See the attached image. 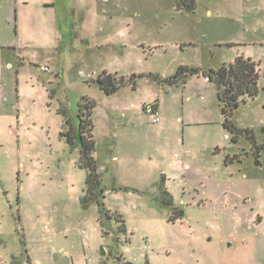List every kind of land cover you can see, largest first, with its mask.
I'll return each mask as SVG.
<instances>
[{"label":"rangeland","instance_id":"1","mask_svg":"<svg viewBox=\"0 0 264 264\" xmlns=\"http://www.w3.org/2000/svg\"><path fill=\"white\" fill-rule=\"evenodd\" d=\"M196 1L182 14L174 0H0V264H264V45L238 43L264 38V11ZM242 52L259 91L232 121L254 140L231 139L201 74L172 87L139 76L109 95L92 82L217 68ZM83 96L104 188L87 207L78 147L60 134ZM154 99L156 123L142 109Z\"/></svg>","mask_w":264,"mask_h":264},{"label":"trees","instance_id":"2","mask_svg":"<svg viewBox=\"0 0 264 264\" xmlns=\"http://www.w3.org/2000/svg\"><path fill=\"white\" fill-rule=\"evenodd\" d=\"M196 3V0H174L176 9L181 12L194 11ZM188 44L192 45V43ZM191 74H201L209 82L215 84L216 98L222 115V126L233 134L231 139L236 141L239 134H245L248 138L254 140L251 129H240L236 127L232 121L234 110L237 108L240 98L243 96L254 97L259 91L257 85L259 77L257 63L250 57H245L243 54L235 56L233 61L228 64L223 63L217 68L180 65L173 74L165 77H159L157 74L153 73L131 74L129 77H124L116 71L112 73L103 70L92 82L105 94L109 95L115 93L126 84H130L132 88H135L136 79L139 76H148L161 85L172 87L179 83L184 84L187 76ZM94 107L95 101L92 98L82 97V101L78 106V123L76 127L71 122V118L69 116L66 117L68 115L67 110L63 108L58 109V112L64 118L66 117L64 122L68 124V130L65 132L61 131L60 134L66 137L71 147H78L79 165L84 168L87 173L84 194L81 197V202L85 207L96 198H99V196L104 197V188L101 186V173L94 157L95 140L92 135L93 124L91 120V112ZM262 147H264V143L260 147L255 146V163L258 165H262L259 160L260 148ZM163 192L167 194L166 191ZM97 202L103 205L101 200ZM165 202L171 204V199L167 197Z\"/></svg>","mask_w":264,"mask_h":264},{"label":"crops","instance_id":"3","mask_svg":"<svg viewBox=\"0 0 264 264\" xmlns=\"http://www.w3.org/2000/svg\"><path fill=\"white\" fill-rule=\"evenodd\" d=\"M250 2V1H252V0H225V3H226V5H230V6H233V5H237L238 4V2H240L241 4H246L247 2ZM27 2V0H16V6L17 7H19V5L20 4H25ZM44 5H45V7H47V9H54L55 8V4H56V0H44ZM69 3V2H68ZM254 3H255V5L257 6V7H255V10L257 11V12H260V11H264V0H255L254 1ZM234 7V6H233ZM210 12V11H209ZM182 13V12H181ZM183 14V13H182ZM69 23H70V21L68 20V34L70 33V31H71V28H70V26H69ZM67 30V29H66ZM243 41L244 42H238V43H244V44H246V45H248V44H251V45H259V46H262V45H264V38H260V39H251V40H244L243 39ZM189 43H190V41H189ZM12 51V54H14L15 53V55L17 56V57H20V52L19 51H17L16 49H12L11 50ZM242 54L245 56V57H250L253 61H255L256 63H257V61H256V58H254L251 54H249V53H247V54H245V52H242ZM239 55V54H238ZM257 67H259V65H258V63H257ZM205 80H207L206 78H205ZM208 81V80H207ZM209 82V81H208ZM184 86V85H183ZM201 99H203V97L201 96ZM152 101H154L155 102V104H156V107H157V109H158V112H159V121L161 120V117H160V111H159V109H160V102H159V100L158 99H154V100H152ZM144 105V104H143ZM142 105V106H143Z\"/></svg>","mask_w":264,"mask_h":264},{"label":"built area","instance_id":"4","mask_svg":"<svg viewBox=\"0 0 264 264\" xmlns=\"http://www.w3.org/2000/svg\"><path fill=\"white\" fill-rule=\"evenodd\" d=\"M43 69L48 70V67L44 66ZM142 109L146 114L149 115L152 122L156 123L159 121V112L154 101L145 103Z\"/></svg>","mask_w":264,"mask_h":264},{"label":"water","instance_id":"5","mask_svg":"<svg viewBox=\"0 0 264 264\" xmlns=\"http://www.w3.org/2000/svg\"><path fill=\"white\" fill-rule=\"evenodd\" d=\"M102 254H104V251L102 252Z\"/></svg>","mask_w":264,"mask_h":264}]
</instances>
